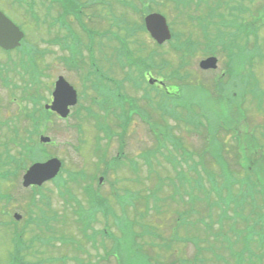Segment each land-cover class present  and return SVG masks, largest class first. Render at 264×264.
<instances>
[{
	"label": "rangeland",
	"instance_id": "1",
	"mask_svg": "<svg viewBox=\"0 0 264 264\" xmlns=\"http://www.w3.org/2000/svg\"><path fill=\"white\" fill-rule=\"evenodd\" d=\"M15 1L0 0V10L23 30L25 36L21 50L8 54L0 51V176L5 177L4 175L10 171L7 179L0 178V194L10 196L0 201V264H13L11 256H13L14 237L20 238L23 243L19 246V261L22 263H39L47 260L48 264H87V262L116 264L113 259L104 263L100 259L102 256L100 246H97L96 251L91 241L84 242L78 226L73 222L76 218L73 215L74 210L78 207H88V201L82 192L84 186L90 188L88 194L92 190L96 194L99 193L106 207L105 215L93 207L87 209L92 240L102 241V246L109 249L116 242L114 255L120 258L119 264H178L179 261L181 264H224L222 261H216L214 258L216 255L223 258L226 264H264V245H256L251 251L247 249L251 254L250 258L243 250L240 259L235 260L240 248L233 246L232 249L224 248L232 251L230 255L227 251H222V248H217L216 253L207 249L209 251L200 254L197 261L193 260L197 253L190 239L204 238L205 233H209L208 239L211 244L218 241L212 234L218 233L219 229H223V232L228 234L231 233L233 226L237 231H242L246 227V222L242 220H237L235 223L232 221V216L236 215L234 210H229L225 217L221 215L225 208L216 207L215 204L218 187H212L213 193L207 195L210 185L205 183L206 178L195 179V173L200 174L201 167L204 166L216 176V180L223 181L217 166L223 167V158L229 165V168H223L230 172L231 177L236 175L238 165L234 163L230 165L224 155L218 154L217 165L209 158L211 154L216 153L215 150L222 151L225 146L233 149L236 146L232 131L224 137V133H221L223 131L218 128L222 120L221 114L239 113V109L238 105L225 102V98L213 96L207 100L204 96L193 98L189 88L194 85L195 79L190 80L191 85H186L189 80L180 81L176 76L169 74V71L176 66L177 70L181 71L183 67L178 65L184 64V73L190 71L207 84L229 67L228 46H237L234 52L242 51L245 55L242 56L243 58H247V52L253 51L255 46L261 54L253 52L252 62L255 65L254 71L260 81V87L264 89V0H144L146 4L143 2L141 4L140 0H127L134 3L135 11L121 8L117 5V0H102L106 1V5L104 7L96 5L94 10L84 7L87 0H75L72 3L82 9L83 21L87 22L85 15L90 14L97 25L103 24L104 31L111 30L124 39L119 43L115 39H109L108 33L103 43L102 40H94L92 45L87 44L85 47L78 43L80 50L78 58L84 62L83 72L71 68V64L65 59L69 52L63 51L60 45L52 41L56 31L50 25V20L59 13L62 14L61 11L56 8H46L44 12L41 7L35 8L39 21L34 23L26 14L23 4H17ZM145 11L159 12L165 17L173 34L183 42L188 40L190 43H195L196 47L187 51L188 47L179 45L176 39L172 45L156 47L153 41L139 30L141 17ZM244 12L245 23L242 21ZM66 18L72 21V14L67 12ZM113 22L116 28H110ZM242 26L247 28L248 32L244 31ZM90 29L96 30V27L91 26ZM252 30L254 32L247 38ZM223 31L232 34L223 35ZM209 43L212 44L210 47ZM173 45L179 46L180 49L176 50ZM121 46H124L126 51L120 54ZM87 49L89 59L92 55L102 76L114 85L99 82L94 78L87 61ZM22 51L26 52L23 57ZM212 56L218 60L217 73L199 70V61ZM251 67L248 63L242 64L244 84H251ZM229 68H232V64ZM148 74L154 79H168V84L174 83L178 88L179 98H166L162 91L165 85L162 89L159 86H149L144 80ZM59 76L72 84L79 95L78 104L66 120H58L46 109L44 110V105L49 102L53 92L54 82ZM220 79L221 84L234 85L230 77L225 79L220 77ZM95 82L100 84V91L92 88ZM175 90L168 88L170 93H174ZM206 91L207 87L203 91L200 90L199 94H205ZM231 91L237 90L227 85L226 97ZM254 94L257 95L256 92ZM180 102L189 106L191 104L201 106L200 113L193 109H181L183 114H192L208 124L213 138L210 150L204 149L205 141L202 142V135L207 133L205 129L200 125L195 128L175 123L172 119L161 121L158 115L161 114L162 117V113H158L153 104L157 103L160 107L171 111L176 109L173 103L177 105ZM261 105L253 97L248 101L247 107L243 110L247 121L250 120V113L254 112L253 116L257 119L256 114L259 113L257 107L260 108ZM121 111L122 123L131 119L135 124L134 127H130L129 135L125 136L124 157L115 163L116 161L112 159L119 149V139L116 136L104 135L102 127L99 126L110 123L114 130L120 133L115 127L114 116L119 119ZM137 112H141V115L146 117L148 115L153 117L152 120L148 117L155 126L153 130L157 133L159 131L169 134V140L176 149L168 143L166 150L163 143L155 146L151 142L148 129L139 123ZM173 113L175 116L179 114L177 109ZM244 120L246 121L245 118ZM255 123L257 125L254 128L245 126L244 129H250L259 135L264 119L263 122L257 119ZM77 127L82 129L81 135L78 134ZM170 127L174 130L172 131ZM239 128L243 130L241 125ZM39 137H49V144L41 145L38 141ZM148 140L151 144L147 143ZM258 142L263 148L258 149L260 153L254 157L250 167L259 177H264V139H258ZM180 143L183 146L188 144L190 147H195L194 151L201 150L193 154L189 149L188 158L189 163L192 162L195 166L200 161L204 162L203 165L200 163L197 168H187L184 162H180L174 168L176 171L172 169L166 162L170 160L168 156H172L173 163L179 162L180 157L176 151ZM238 148L245 158H252L251 155L257 151V147L251 146V141L242 136ZM154 150L155 152L152 153ZM207 150L210 153L206 152ZM145 152L151 153V163L144 160ZM50 158L62 162L63 172L60 174V179L66 184L58 185L56 181L45 183L37 189L38 191L22 189L23 172L31 164L42 163ZM130 159H135L138 173L128 170ZM105 166L108 167L107 170ZM14 173L19 174L14 177ZM98 178L103 179L102 183L98 184ZM160 185L159 197L153 203L152 196ZM13 186L17 189L13 190ZM111 188H115L119 193L117 197H114ZM234 192L232 191L233 195L242 196ZM222 196H226L225 190L222 191ZM150 197L152 199L149 200V208L146 211L145 200ZM245 197L249 199L252 196L245 195ZM209 198L215 204L211 208L204 205ZM210 200L207 204H210ZM119 201L125 202L122 208ZM258 201L257 208L262 205L257 198V204ZM222 203L227 204L225 199ZM154 206L159 214L155 213ZM14 214L20 216L19 222L14 221ZM182 214L186 224L184 225V221L180 220L183 226L177 227L175 219ZM262 218L264 219V216ZM222 220L224 225L221 224L223 227H220L219 223ZM118 222L127 226L124 231L117 224ZM149 225L155 230V234L163 238L162 242L165 240L170 242L176 235L182 240L191 238L184 242L171 241L170 248L163 249L161 238L155 240L154 236L150 237L143 232L150 228ZM207 225L210 227L209 230ZM102 230L109 234V239L101 236ZM134 235L137 239H134ZM252 235L249 230L243 231L242 241L245 245L248 243L245 240L252 239ZM228 236L234 241L233 234ZM222 239L229 241L226 234ZM200 246L206 247V244ZM142 248L146 255L144 259L138 257ZM102 251L105 255L106 251ZM234 252L237 253L234 255ZM52 258H58L59 262L53 263Z\"/></svg>",
	"mask_w": 264,
	"mask_h": 264
},
{
	"label": "water",
	"instance_id": "2",
	"mask_svg": "<svg viewBox=\"0 0 264 264\" xmlns=\"http://www.w3.org/2000/svg\"><path fill=\"white\" fill-rule=\"evenodd\" d=\"M145 27L149 32L151 37L156 40L159 44L165 42L169 39V31L166 25L165 19L158 15L152 14L145 18ZM22 38V34L14 27L11 22H9L0 13V47L5 50H10L19 45V41ZM215 59L209 58L200 63V66L204 69L214 68ZM75 102V94L71 89L63 82L59 81L56 84V91L54 93V101L50 107L52 111H55L62 116L66 115V107L73 105ZM48 141L47 139L43 140ZM59 168V163L57 160L48 161L45 164H35L33 165L26 175L24 176V186L30 184H40L44 180L53 177Z\"/></svg>",
	"mask_w": 264,
	"mask_h": 264
},
{
	"label": "trees",
	"instance_id": "3",
	"mask_svg": "<svg viewBox=\"0 0 264 264\" xmlns=\"http://www.w3.org/2000/svg\"><path fill=\"white\" fill-rule=\"evenodd\" d=\"M246 161L248 162L249 160H246ZM219 169H222V168L219 167ZM235 174L236 175H232L231 178H226L225 175L222 176L224 177V180L220 184V186H218L219 188L218 196H220V192L222 190L226 191V196L223 197V199H225L227 202V204L224 205L225 209L234 210L236 212V215L233 218H238L237 217L238 209L241 206H242L241 207L242 213H244L243 211L245 209L251 210L253 208H256L251 203V201L254 200L257 196L262 195V193L264 194V177H259L257 173L252 168H249L248 166L243 167V168L241 167L240 169H238V171ZM234 186H236V188H234ZM231 187H232V191L233 192L235 191L234 193L237 192L238 194H242V196L238 197L237 195H233L231 191ZM245 195L252 196V197L247 199ZM145 205H147V203H145ZM262 207L264 208V205ZM232 221L234 223L237 222L234 219H232ZM221 224L224 225L223 220L220 221L219 223L220 227H223V225ZM234 227L235 226H233L232 229L230 230L231 233L228 232V234L233 233ZM217 234L223 236L225 234V231L223 233V229H219Z\"/></svg>",
	"mask_w": 264,
	"mask_h": 264
},
{
	"label": "flooded vegetation",
	"instance_id": "4",
	"mask_svg": "<svg viewBox=\"0 0 264 264\" xmlns=\"http://www.w3.org/2000/svg\"><path fill=\"white\" fill-rule=\"evenodd\" d=\"M132 1H135V0H132ZM122 3L124 4V5H128V6H131V7H135L134 6V3L133 2H129V1H127V0H122ZM80 13H82L81 11H80ZM154 85H157L156 83H154ZM166 94H170V92L169 91H166Z\"/></svg>",
	"mask_w": 264,
	"mask_h": 264
}]
</instances>
